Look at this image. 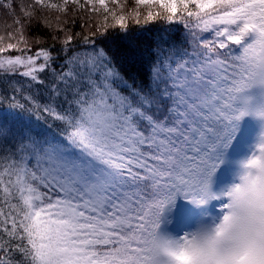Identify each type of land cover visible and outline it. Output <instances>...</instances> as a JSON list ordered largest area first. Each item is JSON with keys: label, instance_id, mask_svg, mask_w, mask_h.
<instances>
[{"label": "snow or ice", "instance_id": "obj_1", "mask_svg": "<svg viewBox=\"0 0 264 264\" xmlns=\"http://www.w3.org/2000/svg\"><path fill=\"white\" fill-rule=\"evenodd\" d=\"M0 5V264H264V180L211 189L240 121L262 114L248 93L264 104V0ZM155 23L183 25L189 48L125 50L137 84L105 45ZM225 197L218 222L162 230L178 200Z\"/></svg>", "mask_w": 264, "mask_h": 264}, {"label": "trees", "instance_id": "obj_2", "mask_svg": "<svg viewBox=\"0 0 264 264\" xmlns=\"http://www.w3.org/2000/svg\"><path fill=\"white\" fill-rule=\"evenodd\" d=\"M5 21L11 22V17L8 15L7 10H5L2 5H0V24H3ZM0 34H3L2 28H0ZM157 45H160L164 49L171 50L178 58L183 56L184 50L189 48L187 33L183 25L155 23L149 25L146 28H133L127 35L114 34L112 40L105 46H108L109 50L117 55V62L122 65L123 70L128 72L134 81L139 84L142 83V65L140 63H136L134 66L129 65L123 60L120 54L125 50L131 49L134 50L139 57L147 60L153 58V49ZM138 70L141 76L136 74ZM14 79L20 80L19 77H15ZM0 94H11L7 77L0 76ZM249 95L253 94L249 93ZM5 109H7V104H0V110ZM20 118L24 122L34 125L42 133L46 131L49 124L52 125L54 130H58L56 129L57 122L51 120V118L48 117L42 116L41 120L37 121L35 115L24 111L20 113ZM0 143H2V141H0ZM233 146L227 149V151L233 149ZM219 169L220 167L218 170ZM216 178L217 175L215 174L213 177L212 186L215 183ZM185 209L186 207H182L175 212L183 213ZM168 218L171 219L170 217Z\"/></svg>", "mask_w": 264, "mask_h": 264}, {"label": "rangeland", "instance_id": "obj_3", "mask_svg": "<svg viewBox=\"0 0 264 264\" xmlns=\"http://www.w3.org/2000/svg\"><path fill=\"white\" fill-rule=\"evenodd\" d=\"M251 94L256 97L254 103L259 102V89L250 90ZM248 93V94H249ZM260 120L253 118L249 115L244 117L239 123V135L232 143L230 147L235 146V151H225L224 153V163L220 166L219 183L215 184L213 189L215 193H219L222 190L227 191L228 186L234 183H239V179L236 176L237 161L241 157L250 156L254 149L255 143L258 138V133L261 131ZM227 203V198H222L220 200H213L207 206L203 207H194L192 205L186 204L183 200H178V208L186 207V209L181 212H173L169 214L171 223L167 221L162 225V230L165 233H170L172 235H181L185 231H193L201 222H209L211 218L215 217L217 222L221 218L222 213L220 207L222 204ZM192 213V214H188Z\"/></svg>", "mask_w": 264, "mask_h": 264}, {"label": "clouds", "instance_id": "obj_4", "mask_svg": "<svg viewBox=\"0 0 264 264\" xmlns=\"http://www.w3.org/2000/svg\"><path fill=\"white\" fill-rule=\"evenodd\" d=\"M255 98H253L252 103L253 106L259 110L262 114L253 115V118L260 120L261 124V131L258 133V138L255 143V149L253 153L248 157H241L235 164L237 165V172L236 176L239 179V183H234L228 186V190L231 191L232 189L242 186L245 183L255 186L258 185L262 180H264V156H261L259 153V148L262 143V137H264V104L254 103ZM259 159V163L254 164L253 160Z\"/></svg>", "mask_w": 264, "mask_h": 264}]
</instances>
